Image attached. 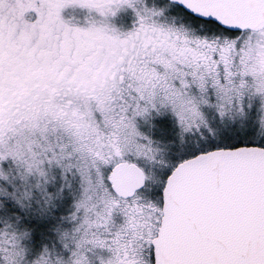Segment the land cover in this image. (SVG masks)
Here are the masks:
<instances>
[{
  "label": "snow or ice",
  "instance_id": "snow-or-ice-1",
  "mask_svg": "<svg viewBox=\"0 0 264 264\" xmlns=\"http://www.w3.org/2000/svg\"><path fill=\"white\" fill-rule=\"evenodd\" d=\"M0 264H264V0H0Z\"/></svg>",
  "mask_w": 264,
  "mask_h": 264
}]
</instances>
